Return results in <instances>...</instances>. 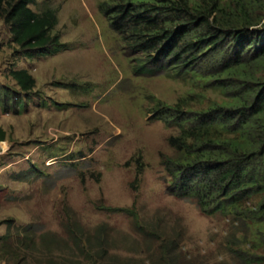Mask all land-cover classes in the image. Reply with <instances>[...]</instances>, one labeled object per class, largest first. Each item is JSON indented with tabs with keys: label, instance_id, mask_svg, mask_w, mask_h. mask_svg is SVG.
I'll list each match as a JSON object with an SVG mask.
<instances>
[{
	"label": "rangeland",
	"instance_id": "374dc122",
	"mask_svg": "<svg viewBox=\"0 0 264 264\" xmlns=\"http://www.w3.org/2000/svg\"><path fill=\"white\" fill-rule=\"evenodd\" d=\"M126 1L38 0L33 11L57 13L61 46L35 59L0 18V264H264L258 200L238 219L169 194L161 156L178 131L157 111L226 98L152 66L134 75L147 61L100 10Z\"/></svg>",
	"mask_w": 264,
	"mask_h": 264
},
{
	"label": "trees",
	"instance_id": "16d2710c",
	"mask_svg": "<svg viewBox=\"0 0 264 264\" xmlns=\"http://www.w3.org/2000/svg\"><path fill=\"white\" fill-rule=\"evenodd\" d=\"M38 0H0V18L12 42L29 59L60 48L57 13H36ZM133 54L177 78L191 77L226 98L206 110L165 106L159 118L178 131L169 139L173 154L162 155L168 192L191 202L205 215L244 218L258 200L264 218V0H140L120 7L100 5ZM134 62V61H133ZM158 72V69H156ZM23 92L36 80L26 69L11 71ZM6 132L0 126V143Z\"/></svg>",
	"mask_w": 264,
	"mask_h": 264
}]
</instances>
